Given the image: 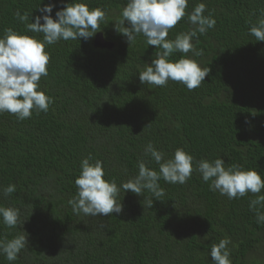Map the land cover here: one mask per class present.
Instances as JSON below:
<instances>
[{"label":"trees","instance_id":"obj_1","mask_svg":"<svg viewBox=\"0 0 264 264\" xmlns=\"http://www.w3.org/2000/svg\"><path fill=\"white\" fill-rule=\"evenodd\" d=\"M71 2L104 10L100 31L87 40L46 45L48 76L41 77L39 90L53 99L47 113L33 110L23 121L0 114V207L19 209L13 228L0 217V239H28L15 261L0 253V264H213L211 247L224 238L231 241V264H264V222L249 207L257 194L229 199L211 191V181L196 171V161L222 158L225 168L235 164L264 177V41L249 32L264 18V0H188L168 40L193 28L188 14L200 3L206 5L203 15L216 21L192 38L201 55L169 57L210 69L191 91L171 80L163 87L141 84L140 71L161 49L148 46L142 34L129 44L116 30L127 0H0V36L11 28L42 40L15 13L28 12L31 23L42 15L37 8L51 3L55 19ZM98 33L113 47H96ZM149 143L165 159L178 148L192 155L191 178L182 185L161 178L165 194L159 200L147 190L138 196L121 188L120 214L72 211L68 201L77 194L84 158L102 161L104 178L120 187L138 175L141 160L159 171L144 155ZM10 184L16 191L5 197L2 190ZM145 198L153 199L152 208Z\"/></svg>","mask_w":264,"mask_h":264},{"label":"clouds","instance_id":"obj_2","mask_svg":"<svg viewBox=\"0 0 264 264\" xmlns=\"http://www.w3.org/2000/svg\"><path fill=\"white\" fill-rule=\"evenodd\" d=\"M187 5L188 0H127L120 13L121 18L115 23L116 30L127 37L129 44L135 40L136 35L142 34L148 46L161 49L156 52L157 58L152 60L151 65L147 64L140 71L141 84L163 87L171 80L182 83L191 91L198 88L209 75V68H201L191 58H180L176 62L169 60L174 52L185 56L189 52L201 55V51L194 48L192 38L197 33H206L216 24L211 13L203 15L206 5L200 3L188 14V21L193 28L187 33L179 34L175 40H168L169 31L185 17ZM54 7L56 5L51 3L39 6L37 9L42 15L36 16L31 23H28V12L15 13V17L25 24L26 31L42 33V40L21 35L11 28L6 29L4 35L0 36V114L7 112L18 121H23L32 116L33 110L37 114L47 113L53 99L43 90H39L41 77L48 76L50 56L45 50L46 45H53L60 40L92 38L100 31V25L106 19L104 10L90 9L86 3L78 2H71L56 11L54 19L51 15ZM249 32L257 41H264V18L258 24L252 25ZM144 155H150L159 165V171L147 167L141 160L138 162V175L118 187L115 180L108 181L104 178L103 162L96 160L91 164L92 157L89 154L81 161V172L75 179L77 194L68 201L72 211L92 217L120 214L123 205L117 202L116 197L121 188L124 192L130 190L138 196L147 190L159 200L165 194L158 183L161 178L167 183L182 185L192 176L194 157L182 148L176 149L172 158L165 159V154L149 143ZM224 165L222 158L211 162L202 159L196 161V171L201 174L204 182L211 181V191H218L229 199L244 197L248 193L257 194L256 199L250 201L249 207L256 211L257 221L264 222V212L259 211V208H264V195H259L264 190V177L256 170H243L235 164L225 168ZM2 191L7 197L16 191V187L10 184ZM145 199L147 207L152 208L153 199ZM0 217L6 227L13 228L19 221V209L0 207ZM230 243V239L224 238L211 247L213 264H231L230 250L227 247ZM26 245L28 239L25 235L11 240L0 239V253L8 261H15Z\"/></svg>","mask_w":264,"mask_h":264},{"label":"water","instance_id":"obj_3","mask_svg":"<svg viewBox=\"0 0 264 264\" xmlns=\"http://www.w3.org/2000/svg\"><path fill=\"white\" fill-rule=\"evenodd\" d=\"M94 45L96 47H101V48H111L113 47V43L106 41L101 33H98L96 35V38L94 40Z\"/></svg>","mask_w":264,"mask_h":264}]
</instances>
